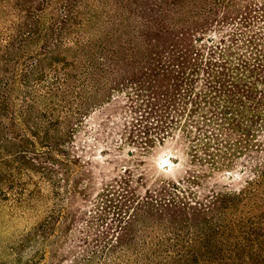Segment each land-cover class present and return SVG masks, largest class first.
Here are the masks:
<instances>
[{"label": "trees", "instance_id": "obj_1", "mask_svg": "<svg viewBox=\"0 0 264 264\" xmlns=\"http://www.w3.org/2000/svg\"><path fill=\"white\" fill-rule=\"evenodd\" d=\"M0 264H264V0H0Z\"/></svg>", "mask_w": 264, "mask_h": 264}, {"label": "rangeland", "instance_id": "obj_2", "mask_svg": "<svg viewBox=\"0 0 264 264\" xmlns=\"http://www.w3.org/2000/svg\"><path fill=\"white\" fill-rule=\"evenodd\" d=\"M170 153H172V151L167 148H158L151 158L155 166L158 167L159 170H162L167 176H172L173 169L175 168L173 159H170ZM165 166H167V171H164Z\"/></svg>", "mask_w": 264, "mask_h": 264}]
</instances>
